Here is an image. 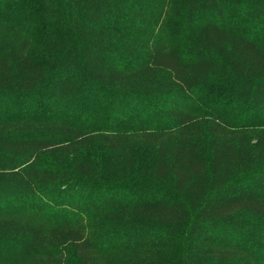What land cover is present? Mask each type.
<instances>
[{
    "label": "trees",
    "instance_id": "1",
    "mask_svg": "<svg viewBox=\"0 0 264 264\" xmlns=\"http://www.w3.org/2000/svg\"><path fill=\"white\" fill-rule=\"evenodd\" d=\"M2 254L264 264V0H0Z\"/></svg>",
    "mask_w": 264,
    "mask_h": 264
},
{
    "label": "rangeland",
    "instance_id": "2",
    "mask_svg": "<svg viewBox=\"0 0 264 264\" xmlns=\"http://www.w3.org/2000/svg\"><path fill=\"white\" fill-rule=\"evenodd\" d=\"M160 33H162V32H160ZM161 36H163L162 37V39L166 42V45L167 46H169V47H171V48H174V49H176V50H179V49H181V47H180V41H179V39L176 37V36H174V35H168V33L166 34H162ZM16 258H18V256H16V255H5V254H2V255H0V264H3V263H6V262H11L12 260H16Z\"/></svg>",
    "mask_w": 264,
    "mask_h": 264
}]
</instances>
